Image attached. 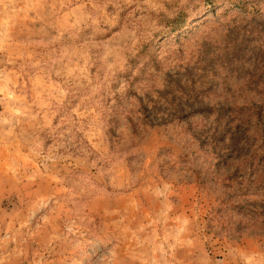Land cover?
Here are the masks:
<instances>
[{"label":"rangeland","instance_id":"374dc122","mask_svg":"<svg viewBox=\"0 0 264 264\" xmlns=\"http://www.w3.org/2000/svg\"><path fill=\"white\" fill-rule=\"evenodd\" d=\"M258 105L264 0H0V264H264Z\"/></svg>","mask_w":264,"mask_h":264},{"label":"trees","instance_id":"16d2710c","mask_svg":"<svg viewBox=\"0 0 264 264\" xmlns=\"http://www.w3.org/2000/svg\"><path fill=\"white\" fill-rule=\"evenodd\" d=\"M239 8H242V9L247 11L246 5L240 6ZM189 20H190V18L187 20V22ZM183 29H184V25H182V26L177 25L176 27H173L170 30V33L171 34L178 33V32H181ZM261 110H262V106L258 105L256 107V123H255V125H256V134L258 132L262 131V134H260V136H262L264 139V114H261ZM261 161L264 163V159H262ZM258 182H261L262 184H264V181L262 179H258V181L256 183V188L260 190L262 196L260 197V194H258V193H256V195H258L259 199H261L260 203L263 205L262 212H264V186L263 185L261 186ZM241 192H243V189H241ZM243 196H247V195L243 194ZM257 220H259L263 225L260 227V229H264V217L260 218V216L258 215Z\"/></svg>","mask_w":264,"mask_h":264}]
</instances>
